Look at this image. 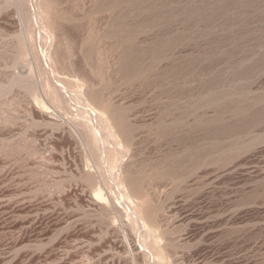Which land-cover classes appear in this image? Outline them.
Segmentation results:
<instances>
[{
  "label": "rangeland",
  "instance_id": "374dc122",
  "mask_svg": "<svg viewBox=\"0 0 264 264\" xmlns=\"http://www.w3.org/2000/svg\"><path fill=\"white\" fill-rule=\"evenodd\" d=\"M263 113L264 0H0V264H264Z\"/></svg>",
  "mask_w": 264,
  "mask_h": 264
},
{
  "label": "bare ground",
  "instance_id": "6f19581e",
  "mask_svg": "<svg viewBox=\"0 0 264 264\" xmlns=\"http://www.w3.org/2000/svg\"><path fill=\"white\" fill-rule=\"evenodd\" d=\"M156 5H157V4H156ZM170 10H171V9H170ZM38 11H39V10H38ZM38 15H40V14H38ZM101 16H102V15H101ZM173 17H174V16H173ZM40 18H41V17H40ZM139 37H140V36H139ZM141 37H142V36H141ZM141 37H140V38H141ZM140 38H139V39H140ZM84 40H85V39H84ZM131 43H132V42H131ZM134 45H135V44H134ZM163 50H164V49H163ZM90 51H92V50H90ZM156 55H157V54H156ZM45 56H46V55H45ZM46 57H47V56H46ZM134 57H135V56H134ZM155 57H156V56H155ZM191 57H192V56H191ZM153 58H154V56H153ZM153 58H152V60H154ZM135 59H136V58H135ZM160 60H161V59H159L158 61H160ZM160 62H161V61H160ZM48 63H49V62H48ZM153 64H154V62H153ZM159 64H160V63H159ZM149 65H150V64H149ZM142 66H143V65H142ZM159 66H160V65H159ZM164 66H165V65H164ZM152 67H153V66H152ZM154 67H155V65H154ZM158 68H159V67H158ZM160 68H163V67L160 66ZM160 68H159V69H160ZM148 69H149V67H148ZM167 69H168V68H167ZM142 70H143V69H142ZM151 70H152V69H151ZM155 70H156V69H155ZM161 70H162V69H161ZM143 72H144V71H143ZM143 72H141L142 75H143ZM169 72H170V71H169ZM142 75H140V76H142ZM153 75H154V74H153ZM135 76H136V75H135ZM142 77H143V76H142ZM153 78H154V77H153ZM179 79H180V78H179ZM147 80H148V79H147ZM147 80H146V81H147ZM62 85H63V84H62ZM106 93H107V92H106ZM179 93H180V92H179ZM169 97H170V96H169ZM234 102H235V101H234ZM234 104H235V103H234ZM234 104L232 103V105H234ZM237 105H238V104H237ZM239 105L242 106V104H239ZM84 106H85V105H84ZM228 106H229V105H228ZM230 106H231V105H230ZM241 106H240V107H241ZM233 107H234V106H232V108H233ZM236 107H237V106H235V108H236ZM242 107H243V106H242ZM242 107H241V108H242ZM93 108L96 109V106L93 107ZM167 108H168V107H167ZM237 108H238V107H237ZM241 108H240V109H241ZM90 109H91V108H90ZM171 109H172V108H171ZM218 109H220V108L218 107ZM223 109H224V107H223ZM223 109L221 108L220 110H223ZM228 109L230 110V108H228ZM233 109H234V108H233ZM244 109H245V107H243V111H245ZM246 109H247V108H246ZM237 110H238V109H237ZM84 111H85V109H84ZM96 111H97V109H96ZM166 111H167V110H166ZM223 111H224V110H223ZM230 111H231V110H230ZM235 111H236V109H235ZM240 111H241V110H239V115H240ZM182 112H183V111H182ZM220 112H221V111H220ZM220 112H218V114H219ZM237 112H238V111H237ZM97 113H98V112H97ZM108 113H109V112H108ZM98 114H99V113H98ZM241 114H242V112H241ZM260 114H261V113H260ZM222 115H223V114H222ZM243 115H244V114H243ZM173 116H174V115H173ZM218 116H219V115H218ZM218 116L216 117L217 120H218L219 118H222V116H220L219 118H218ZM255 116H256V115H255ZM161 117H162V115H161ZM170 117H171V116H170ZM236 117H237V115H236ZM243 117H244V116H243ZM251 117H252V116H251ZM256 117H257V116H256ZM237 118H238L237 120H236V119L234 120L236 123H238V122L240 121V120H239L240 118H239V117H237ZM244 118H245V117H244ZM246 118H247V117H246ZM263 118H264V113H263ZM225 119H226V118H225ZM241 119H243V118L241 117ZM248 120H250V119L248 118ZM251 120H252V119H251ZM257 120H258V119H257ZM260 120H261V119H260ZM237 121H238V122H237ZM244 121H247V120H244ZM218 122H220V125H219V123H218L219 126H216V129H217V127L219 128V127L221 126V124H222V120L220 119V121L218 120ZM224 122H225V121H224ZM227 122H228V121H227ZM227 122H226V123H227ZM240 122L244 123L243 120H241ZM248 122H249V124H250V121H248ZM248 122H246V124H248ZM229 123H230V122H229ZM232 123H233V122H232ZM213 124H214V123H213ZM249 124H248V126L250 127ZM252 124H255V123L252 122ZM252 124H251V126H252ZM223 125H224V124H223ZM223 125H222L221 127H223ZM226 125H228V123H227ZM177 126H178V124H177ZM228 126L231 127V126H232L231 123H230V125H228ZM248 126H246L247 128H246L245 130H247V129L249 128ZM203 127H204V126H203ZM221 127H220V128H221ZM224 127H225V126H224ZM233 127H234V126H233ZM252 127H253V126H252ZM92 128H93V127H92ZM164 128H165V126H164ZM167 128H168V127H167ZM177 128H178V127H177ZM226 128H227V126H226ZM226 128H225V129L221 128V132H222L223 130H225L226 132H228V134H231V136H232V135L234 134L233 132H236V131H237V129H236L237 127H236V128L234 127L236 131H233V128L231 127V128H232L231 130H232L233 132H232L230 129L227 130ZM228 128H229V127H228ZM202 129H203V128H202ZM222 129H223V130H222ZM239 129H240V128H239ZM243 129H244V128H243ZM105 130H106V129H105ZM161 130H162V129H161ZM165 130H166V128H165ZM217 130L220 131V129H217ZM241 130H242V127H241ZM241 130H240V131H241ZM245 130H242V132L245 131ZM167 131H168V129H167ZM219 131H217L216 133H218ZM229 131H231L232 133H230ZM240 131H238V132H240ZM93 133H94V131H93ZM93 133H92V134H93ZM219 133H220V132H219ZM224 133H225V132H224ZM96 134H97V133H96ZM222 134H223V132H222ZM225 134H226V133H225ZM239 134H240V133H239ZM159 135H160V134H159ZM236 135H238V134H236ZM241 135H242V133H241ZM95 136H96V135H95ZM109 136H110V135H109ZM220 136L223 137L224 135H220ZM226 136H227V135H226ZM234 136H235V134L232 136V139H233ZM243 136H245V135H244V132H243L242 137H243ZM177 137H179V136H177ZM212 137H213V136H212ZM224 137H225V136H224ZM237 137H238V136H237ZM95 138H96V137H95ZM208 138H209V137H208ZM226 138H227V137H226ZM235 138H236V137H234V139H235ZM179 139H180V138H179ZM227 139H228V138H227ZM234 139H233V140H234ZM236 139H238V138H236ZM241 139H242V138H241ZM241 139H240V142H241ZM228 140L230 141V139H228ZM228 140H227V141H228ZM233 140H232V141H233ZM221 141H223V140H221ZM227 141H226V142H227ZM238 141H239V140H238ZM238 141H237V142H238ZM192 142H193V141H192ZM234 142H235V141H234ZM219 143H220V142H219ZM224 143H225V140H224ZM231 143H232V144H231ZM231 143H230V144L233 146V142H231ZM238 143H239V142H238ZM239 144H240V143H239ZM231 145H229V146H231ZM234 145H235V143H234ZM227 146H228V145H227ZM214 153H215V152H214ZM182 161H183V160H182ZM122 196H123V195H122ZM128 197L131 198L130 195H128ZM133 216H134V215H133ZM135 216H136V215H135ZM137 220H138V219H137ZM140 223H142V222H140Z\"/></svg>",
  "mask_w": 264,
  "mask_h": 264
}]
</instances>
